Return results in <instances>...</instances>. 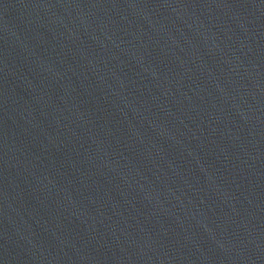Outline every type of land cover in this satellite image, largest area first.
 Here are the masks:
<instances>
[{
	"label": "water",
	"instance_id": "1",
	"mask_svg": "<svg viewBox=\"0 0 264 264\" xmlns=\"http://www.w3.org/2000/svg\"><path fill=\"white\" fill-rule=\"evenodd\" d=\"M0 264H264V0H0Z\"/></svg>",
	"mask_w": 264,
	"mask_h": 264
}]
</instances>
